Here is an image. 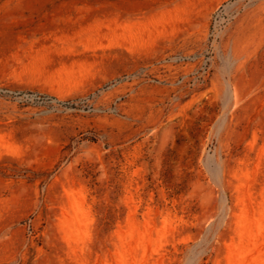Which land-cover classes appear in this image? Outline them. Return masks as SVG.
I'll return each mask as SVG.
<instances>
[{
	"label": "rangeland",
	"instance_id": "374dc122",
	"mask_svg": "<svg viewBox=\"0 0 264 264\" xmlns=\"http://www.w3.org/2000/svg\"><path fill=\"white\" fill-rule=\"evenodd\" d=\"M0 264H264V0H0Z\"/></svg>",
	"mask_w": 264,
	"mask_h": 264
}]
</instances>
